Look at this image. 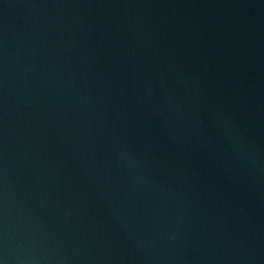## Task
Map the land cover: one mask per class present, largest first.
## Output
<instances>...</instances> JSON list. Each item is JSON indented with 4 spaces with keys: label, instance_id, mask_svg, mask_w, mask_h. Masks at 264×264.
<instances>
[{
    "label": "water",
    "instance_id": "95a60500",
    "mask_svg": "<svg viewBox=\"0 0 264 264\" xmlns=\"http://www.w3.org/2000/svg\"><path fill=\"white\" fill-rule=\"evenodd\" d=\"M0 264H264V0H0Z\"/></svg>",
    "mask_w": 264,
    "mask_h": 264
}]
</instances>
